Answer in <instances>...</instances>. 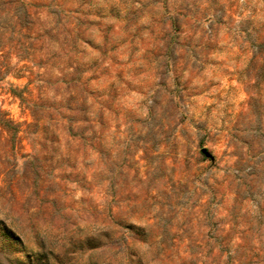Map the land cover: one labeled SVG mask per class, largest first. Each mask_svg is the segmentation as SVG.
<instances>
[{
  "label": "rangeland",
  "instance_id": "obj_1",
  "mask_svg": "<svg viewBox=\"0 0 264 264\" xmlns=\"http://www.w3.org/2000/svg\"><path fill=\"white\" fill-rule=\"evenodd\" d=\"M23 1L0 264H264V0Z\"/></svg>",
  "mask_w": 264,
  "mask_h": 264
},
{
  "label": "trees",
  "instance_id": "obj_2",
  "mask_svg": "<svg viewBox=\"0 0 264 264\" xmlns=\"http://www.w3.org/2000/svg\"><path fill=\"white\" fill-rule=\"evenodd\" d=\"M29 16L28 4L23 0H0V182L6 177L4 164L7 159L13 157L16 160L17 153H29L24 151L22 145L23 124L13 120L1 104L4 94L18 98L21 102L25 100V89H19L6 78L22 76L25 66L19 62L27 58L29 49L22 39L29 28L24 27L21 20ZM26 126L29 127V124ZM8 248L14 252H25L22 238L0 220V249ZM13 260L21 263L18 258Z\"/></svg>",
  "mask_w": 264,
  "mask_h": 264
}]
</instances>
